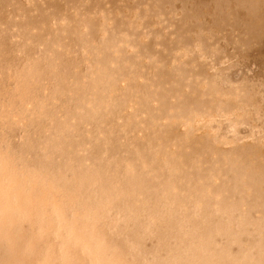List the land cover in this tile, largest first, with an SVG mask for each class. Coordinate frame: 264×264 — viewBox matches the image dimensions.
Returning <instances> with one entry per match:
<instances>
[{
	"label": "bare ground",
	"instance_id": "bare-ground-1",
	"mask_svg": "<svg viewBox=\"0 0 264 264\" xmlns=\"http://www.w3.org/2000/svg\"><path fill=\"white\" fill-rule=\"evenodd\" d=\"M0 264H264V0H0Z\"/></svg>",
	"mask_w": 264,
	"mask_h": 264
}]
</instances>
